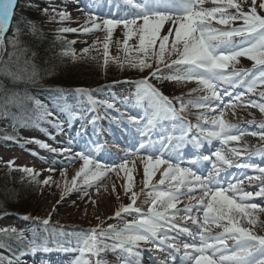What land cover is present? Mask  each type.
<instances>
[{"label":"snow or ice","instance_id":"1","mask_svg":"<svg viewBox=\"0 0 264 264\" xmlns=\"http://www.w3.org/2000/svg\"><path fill=\"white\" fill-rule=\"evenodd\" d=\"M17 3L18 0H0V58L7 43L12 48L9 59L15 57L18 63L17 53L26 51L21 40L22 30L17 26L12 36L6 38ZM122 3L125 6L123 16L103 18L98 23V16L94 13L95 0H91L85 10L88 19L84 25L79 28L58 27L57 38H62L60 34L65 33L102 30L105 32L102 67L106 68L111 59L120 68L127 66L141 72L149 70L147 76L132 82L136 91L133 97L123 101L125 105L133 103L142 108L143 115L134 116L121 111L118 106L121 101L114 96L95 99L93 93L103 91L102 88L72 90L73 103L66 98L68 90L50 89L56 94L59 114L66 115L68 123L85 119L86 112L101 107L105 111L112 109L119 113L111 118V122L118 126L123 125L126 118L127 124L135 132L115 155L104 148L106 142L99 140L95 128L93 136L96 139H84V133L78 132L77 137H69L68 146L64 148H52L38 139L19 137L16 130L21 126L34 125L41 131H47L40 128L42 122L50 125L57 134L64 131L65 121L27 91H6L0 86V117H9L12 121V134L5 135L3 139L14 142L24 139L25 143H35L51 152L69 154L70 163L76 158L83 162L76 173V176L83 177V186L73 177L71 186L66 185L64 192L76 190L87 195V189L100 181L106 171L123 170L127 177L125 192H131V202L121 205L115 212V217L123 224H109L107 228L97 225L96 228L84 230L71 246L51 236L38 241L35 235L28 239L16 228L0 229V249L11 253V257L0 254V264H22L21 258L25 255H34L41 250L50 251L49 240L58 245L59 251L78 252L73 264H93L91 257H95L94 264H108L104 256L109 252L116 256L120 264H137L132 258L140 255L137 249L141 242L151 245L149 251L167 253V259H162L160 264H176L177 254L179 264H264V235L256 231L258 226L264 227L257 214L264 213V207L255 202V198H264V166L251 162L256 156L264 158V144L251 150L247 142L240 148L227 147L230 142L243 141L248 135L258 136L264 141V120L245 121L249 125L258 124L257 131L249 132L223 119L225 108L255 107L264 114V102H261L264 101V90L258 93L260 101L249 95L257 93L258 85H264V0H251L247 10L242 6L244 0H210V7L206 6L209 0H122ZM43 13L53 22L71 20L70 13L57 11L55 7L51 11L45 8ZM213 21L216 25L229 27H215ZM237 21L240 22L239 26L232 27ZM26 23L28 32L35 35L37 26L31 21ZM117 26H122L124 30L123 60L109 57V43ZM132 37H138L135 48L128 44ZM117 44L119 46V42ZM89 52L90 49L85 48L82 55L77 56L68 49L63 55L78 60L88 57ZM133 52L136 54L133 55ZM153 57L155 68L150 62ZM240 57L253 61V67L237 69L235 65ZM91 59L95 60L96 57ZM6 74L14 81L25 78L10 70ZM35 75L33 71L27 75V79L34 81ZM150 77L157 81H196L200 87L192 89V92L203 91L205 94L195 100L169 98L150 82ZM224 97H229L226 103ZM189 105L203 110L196 113L195 124L185 116ZM12 108L17 111L13 112ZM217 111L219 115L214 114ZM209 113H213L211 119ZM97 118L90 123L94 125ZM209 124L211 127H208ZM214 141H218L220 146L214 147ZM73 144L82 145L74 156L71 155ZM205 144L209 146L208 154H201L199 150ZM189 145L194 154L187 159L188 166H182L185 163L182 149ZM112 146L117 147L115 138ZM141 153L144 189L149 188L156 171L162 165L166 166L157 183L152 184L147 193L149 199L144 201L148 205L146 212L135 206L139 194L132 191L133 177L126 168L128 158ZM242 156L246 159L241 160ZM233 168L240 170L239 175L225 182L223 174ZM20 170L32 173L30 168ZM247 170H253L257 175H249ZM166 181L165 188L158 187L165 185ZM253 185L256 190H249ZM197 190L200 193L198 196L195 195ZM181 196H187L190 201L183 209L177 207ZM181 213V219L191 220L194 228L180 226L176 222L177 215ZM200 213L202 221L197 219ZM242 221L248 227L242 226ZM42 223L47 226L49 219H44ZM213 225L222 231L213 234ZM182 237L186 239L182 240ZM12 242H15V247ZM85 254L89 258H85Z\"/></svg>","mask_w":264,"mask_h":264},{"label":"rangeland","instance_id":"2","mask_svg":"<svg viewBox=\"0 0 264 264\" xmlns=\"http://www.w3.org/2000/svg\"><path fill=\"white\" fill-rule=\"evenodd\" d=\"M47 1V0H46ZM48 0L47 2H49ZM55 7L57 9L59 0H54ZM259 2V0H258ZM41 6H45L42 9L45 8H52L53 4H40ZM51 7H46V6ZM63 5V4H62ZM251 5V0H244L243 7L245 10ZM61 6V5H59ZM206 6L210 7L212 6L209 0V3L206 4ZM78 11H82L80 8H76ZM19 10L16 9L15 15ZM58 11V10H57ZM66 11V9H65ZM234 11V10H230ZM83 12V11H82ZM18 14V13H17ZM84 14V13H83ZM96 14V13H95ZM264 14V13H262ZM85 15V14H84ZM98 16V23L103 18H119L120 14H113L109 16H103L100 14H96ZM77 18V20H76ZM88 19V17L85 16H77L74 15L71 17L70 25L71 27L79 28V26L84 25V22ZM234 23H240L239 21ZM213 25L218 28H227L229 26L226 25H216L215 21H213ZM91 26L90 24L88 25ZM167 25H165V28ZM233 27V25H232ZM163 31V30H162ZM123 27L117 26L113 29V34L109 43V57L110 58H119L122 60L124 57L123 52ZM87 36V38H86ZM105 36V32L102 30H93L88 33L79 32V34H76L74 36H70V39L78 38L80 40L85 39L83 41H87L86 46L90 49V52L88 54V57L85 59H81L83 63H85L87 66H80L78 69H81L80 71L82 74L86 73L89 74L90 71L95 70L93 68H97L99 66V56H96V53H99L101 57L103 58V38ZM85 37V38H82ZM171 40V37H170ZM96 44H102L101 48H95L94 45ZM119 42V46L117 44ZM138 43V37H132L129 39L128 44L129 46H132L135 48L136 44ZM158 47V44L157 46ZM99 51V52H97ZM77 56L82 55V53H79L77 50L74 51ZM136 53L133 52V55ZM142 55V54H140ZM96 57L95 60L91 59V57ZM39 59V58H38ZM239 62L236 63V67L239 66H247L251 65L254 62L247 59L246 57H240L238 58ZM153 65V67L156 66L155 63V57L152 58L150 61ZM90 63V65H88ZM92 65V66H91ZM109 65L117 66L112 62L110 59ZM113 67V72L115 76L113 78L127 75V76H138L143 75L148 70L145 69L143 72H141L139 69L133 70L131 73L122 74L120 72V69H116ZM231 67V66H230ZM167 73V70H165ZM103 74V73H102ZM94 78V75L92 74L91 77L86 81V84L92 85L97 82H101L104 80L100 74L99 78L92 81ZM49 81V83H59V84H66L67 82H60V81H51V80H45ZM158 84L162 86L167 92H170V94L174 95L175 97H182L184 100L192 99L195 100L198 97L204 95L205 93L203 91H197L192 92V89L199 88L200 86L196 83V81H184V82H176V81H157ZM75 84H81L79 82H74ZM261 86H257V93L255 95L249 94L251 98L257 99L260 101V97L258 95L260 90H264V88H259ZM120 95L125 94V92L119 93ZM122 97V96H119ZM264 102V101H261ZM48 105V104H47ZM202 111L201 109H197L191 105L188 106L187 112L188 114H192L196 116V113ZM103 115L110 117L108 111H103ZM251 113V114H250ZM224 119L231 123H240V125L246 130V131H257L258 125H249L245 123V121L255 120V121H261L264 120V114H261L259 110L255 107H236L235 109H232L229 112H224ZM8 125V124H7ZM239 125V124H237ZM43 127V123H41L40 128ZM20 135H23L26 137L32 136V137H41L43 140V143H49V141L46 140L50 136V134H46L44 132H41L40 129L35 127L34 125H30L28 127L21 126ZM6 127L3 123H0V136L5 133ZM53 131V128L50 130ZM249 136V140H244L237 142L235 147L240 148L244 142H247L249 145V148L252 146L250 140H256L255 143L262 142L258 136ZM252 137V139H251ZM1 140V139H0ZM8 142H0V201L3 202L5 205L7 204H14L16 205L13 200L14 196L9 197L8 196V188H5V183L9 180L7 178V174L9 173L8 170H11L6 163L11 162V167L14 166H24L26 168L32 169V181L34 187L32 189L25 188V191L27 192L26 197H23L22 199L18 200L23 204L24 210L27 209V213L30 215H34L36 219L39 221H43L44 219H49V225L52 228L53 231H55V228L62 227L64 228V231H68V229H74L73 231H78V235L80 234V231L89 230L96 228L97 225H101L104 228H107L109 224L115 225V226H122L123 221L119 218L115 217V211L119 209L121 205L128 204V201L130 200L129 197L131 196V192L126 193L124 186L127 182L126 174L123 170L116 169L112 171H106L105 175L101 178L100 181H97L93 187L87 189V195H83L79 191H72V192H64L65 186H71V182L73 180V177L76 178L77 183L80 186L82 185V176H76V173L79 171L80 167L82 166V161L78 158L74 159L73 162H69V160H65L64 158H52L51 160L48 158L43 159V161H40L39 154H44L48 152L39 149L37 146L33 148L30 145H20L17 147H13ZM233 147V146H232ZM3 160V161H1ZM122 162V161H120ZM126 168L130 170V174L133 177L132 181V191L137 192L139 195L137 196V207H140L142 211L146 212L148 205L144 203L146 199H149L147 196V193L151 190V185L156 184L157 181L160 178V174L162 169L156 171L155 175L152 177V180L150 181V186L148 189H144L143 187V154H137V156H130L128 158V162L126 164ZM257 175V173H254ZM50 178V179H49ZM47 180V183L45 181ZM167 181L165 183L167 185ZM258 183V181H257ZM25 184L28 185V182ZM26 185V186H27ZM159 187V185H158ZM143 189V191H142ZM254 190V185L249 190ZM256 190V189H255ZM64 192L63 198H61V194ZM20 197V196H19ZM18 197V198H19ZM103 197V198H102ZM17 198V199H18ZM184 198L180 197V202L177 204V207L180 209L184 208V205H182ZM262 202H264V198L260 199ZM192 201L191 203H193ZM1 211V210H0ZM26 213V211L24 212ZM123 215V214H122ZM181 215H177V219L186 222L181 219ZM7 218H13V220L8 221H2L0 217V229L4 228H16L20 229L25 225L26 220H20L19 218H16L14 216L10 215H2ZM260 221L264 222V213L261 215ZM128 219H131V217H128ZM197 219H201L202 217L197 216ZM189 224L193 227L194 225L191 224V220H189ZM103 222V223H102ZM245 223L242 226L246 227L247 223L245 221H242ZM187 223V222H186ZM180 226H186V224L178 223ZM195 227V226H194ZM212 233H216V230L219 232L222 231L219 228H216L214 225L212 226ZM215 231V232H214ZM257 234L264 235V227L258 226L256 228ZM218 233V232H217ZM143 244L141 242L139 248L137 249L140 251V255L138 257H133L132 259L134 262H137V264H160L159 260H156L154 263L153 261L155 258H163L167 259V253H161L157 252L156 250L149 251L148 249L151 248V245L147 244L148 247L146 249L143 247ZM147 251V253H145ZM0 254L4 256L11 257V253L6 249H0ZM151 257H154V260L151 261ZM177 257H179V254H177ZM104 259L108 262V264H120V262L117 261L116 256L109 252L104 256ZM171 264V262H170ZM179 264V261H178Z\"/></svg>","mask_w":264,"mask_h":264},{"label":"trees","instance_id":"3","mask_svg":"<svg viewBox=\"0 0 264 264\" xmlns=\"http://www.w3.org/2000/svg\"><path fill=\"white\" fill-rule=\"evenodd\" d=\"M38 9L39 8L36 6L23 4L22 1L19 2L18 14H16L15 21L11 23V26L6 33V38L11 37L13 31L18 26L22 30L21 40L24 42L26 51L17 53L19 56V62L17 63L15 57L11 60L9 59L8 54L12 51V48L6 43L3 56L0 58V86L6 91H27L29 95L38 99L42 94L40 87L45 83H49V81L45 80L67 82L65 85H73L75 84L74 82L86 84V81L92 74L94 75V78L91 82L98 79L100 74L103 79L115 76L112 67L114 65L111 66L108 64L106 68L102 67L104 57L102 58L99 53L95 54L96 56H99V66L93 68L95 70L90 71L88 75L86 73L82 74L80 71L81 69L78 68L82 65H87L83 63L81 59L72 60L70 57L64 56L63 52L70 49L82 53V50L87 48L84 47L86 46L87 41H83L85 39L73 41L66 40L63 34H60L62 38L58 39L57 28L61 26L68 27V25L48 20L42 12L38 11ZM21 17L24 19H21ZM26 21H31L37 26L38 31L35 35L28 32ZM51 24L56 25L52 26ZM101 45L102 44H96L95 48L102 49ZM88 65H90V63ZM115 68L120 69L122 74L131 73L133 70L135 72V70H137L127 66L120 68L118 65ZM9 70L13 73H19L25 78L14 81L10 75L6 74ZM33 71H35L36 75L34 81H30L27 79V75H30ZM7 120L8 118L5 119L6 122ZM1 121H3L2 117H0V123ZM31 176L33 175L23 172L20 169L9 171L7 174L9 182L7 181L5 183V186H7L5 188H8L9 197L14 196L15 200H13V202L16 205H5L0 201V212H28L27 209L24 210L23 204L18 200L26 197L27 192L25 191V188L32 189L34 187V185L32 186L33 181L31 180ZM26 182H28V185L25 184Z\"/></svg>","mask_w":264,"mask_h":264},{"label":"bare ground","instance_id":"4","mask_svg":"<svg viewBox=\"0 0 264 264\" xmlns=\"http://www.w3.org/2000/svg\"><path fill=\"white\" fill-rule=\"evenodd\" d=\"M221 107H223V105H221ZM232 110V108H225L224 109V112H229V111H231ZM215 115L217 114V115H219L220 113H219V111H217V112H215L214 113ZM211 115H213V113H211ZM257 122H259V121H257ZM235 124H239V123H235ZM254 125H258V124H254ZM239 126H241V125H239ZM242 127V126H241ZM252 138V137H251ZM244 140H249V137L248 136H245L244 137ZM252 143H254V141H251ZM232 143L233 142H230L229 143V145L227 146V147H231V145H232ZM254 145H256V144H254ZM253 190V189H252ZM255 190V189H254ZM103 198V197H102ZM261 198H255V202H257V203H259L262 207H264V202H262L261 200H260ZM201 215H202V213H200ZM258 214V216L259 217H261V215L263 214V213H257ZM1 217V220L2 221H8L9 220V222H10V220H13V218H7V217H5V216H0ZM242 224L244 225L245 223H243L242 222ZM246 227H248V225H245Z\"/></svg>","mask_w":264,"mask_h":264}]
</instances>
